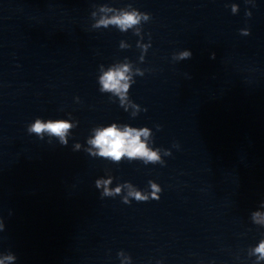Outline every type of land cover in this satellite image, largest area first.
Here are the masks:
<instances>
[{
  "label": "water",
  "instance_id": "obj_1",
  "mask_svg": "<svg viewBox=\"0 0 264 264\" xmlns=\"http://www.w3.org/2000/svg\"><path fill=\"white\" fill-rule=\"evenodd\" d=\"M16 1L70 125L95 264H132L199 128L264 32V0ZM133 12L139 22L127 29L99 23ZM124 66L127 90H103L102 76ZM112 125L146 129L140 139L158 159L101 156L90 141Z\"/></svg>",
  "mask_w": 264,
  "mask_h": 264
},
{
  "label": "clouds",
  "instance_id": "obj_2",
  "mask_svg": "<svg viewBox=\"0 0 264 264\" xmlns=\"http://www.w3.org/2000/svg\"><path fill=\"white\" fill-rule=\"evenodd\" d=\"M139 22V17L136 13H125L122 16L113 17L111 20H101L99 23L107 25L109 23L119 25L123 29H127L134 24ZM190 53L184 52L181 53V58L189 56ZM128 71L127 66H124L121 69L109 70L106 72L102 78L101 83L103 84V90L121 92L126 91L128 85L122 83L127 80L125 73ZM70 127L67 122L56 121V122H47L42 123L37 120L34 125L30 128V131L40 134L42 132H49L53 135L60 136L62 141L65 135V132ZM142 135H147V130L136 131L131 128H125L124 131H120L116 125L104 128L99 130L96 133L94 139L90 141L92 145L99 149V154L105 157H111L113 160H120L123 156L131 158H144L146 160L155 161L158 159V156L155 152L150 151L146 144L141 141L140 137ZM104 183H110V181H105ZM99 184V182H98ZM155 188V185H153ZM119 192L120 189L115 190ZM107 192V190H106ZM130 195H134L137 199H146V197L141 196L139 192H132ZM257 253L260 254L261 258H264V242H262L259 247L255 249ZM8 259H12L9 257Z\"/></svg>",
  "mask_w": 264,
  "mask_h": 264
}]
</instances>
